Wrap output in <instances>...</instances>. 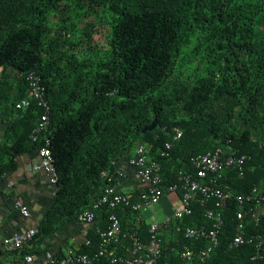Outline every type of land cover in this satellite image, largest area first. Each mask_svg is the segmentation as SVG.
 I'll return each instance as SVG.
<instances>
[{
	"label": "trees",
	"instance_id": "trees-1",
	"mask_svg": "<svg viewBox=\"0 0 264 264\" xmlns=\"http://www.w3.org/2000/svg\"><path fill=\"white\" fill-rule=\"evenodd\" d=\"M76 10L96 16L90 28L107 25V48L95 42L92 29L72 26ZM0 67V101L18 114V137L34 148L49 137L57 170V192L32 242L77 220L142 143L159 160L168 184L192 155L230 143L251 155L243 177L224 171L230 186L241 193L264 185V0H0ZM33 70L42 76L51 106L49 127L37 141L30 135L42 108L35 100L17 107L28 96L26 75ZM154 120V130L141 134ZM235 121L245 129L230 128ZM174 127L183 129L179 140L173 139ZM167 141L170 156L161 157ZM234 208L231 203L224 209L220 245L204 264L248 262L251 245L228 248ZM112 211H97L80 251H98L97 226L106 227ZM115 212L123 230L138 229L148 240L149 225L139 212ZM186 222L208 219L196 205ZM125 246L110 251L124 254ZM169 253L161 260L180 263ZM3 254L0 249V264Z\"/></svg>",
	"mask_w": 264,
	"mask_h": 264
},
{
	"label": "built area",
	"instance_id": "built-area-1",
	"mask_svg": "<svg viewBox=\"0 0 264 264\" xmlns=\"http://www.w3.org/2000/svg\"><path fill=\"white\" fill-rule=\"evenodd\" d=\"M3 68L0 67V74ZM29 85L28 96L17 103L18 108L29 106L32 100L42 108V114L31 132V139L37 141L50 124L51 106L45 96L42 76L36 70L26 75ZM183 129L173 128V139L179 140ZM230 142V140L228 141ZM50 138L46 137L39 152L44 159V167L53 184L57 183V170L50 149ZM172 142L167 141L159 150L161 157H169ZM251 160L248 153H239L230 143L218 146L206 152L194 154L188 166L177 171L176 182L167 183L162 175L161 164L152 158L150 147L146 143L134 149L128 163L134 169V177L139 182L136 198L133 192L123 191L118 187L119 180L125 177L124 171L118 170L116 176H110L100 195L91 206L77 216V221L88 227L98 221L97 211L103 207L114 209L107 217L106 227L97 226L101 243L97 252L89 254L80 251V247L70 249L60 258L52 256L38 264H192L197 259L199 264L206 263L220 245V232L225 224L224 209L234 203V234L228 243L229 249L251 245L253 252L246 264H264V231L260 229L264 217V185L253 186L249 191L237 193L231 186V178L224 171L234 170L240 177L245 175L246 164ZM13 183L9 182V186ZM57 188L54 190V195ZM176 194L179 206L162 220L153 217L148 221V240H144L138 229L123 230L116 209L129 210L140 214L170 195ZM203 209L208 223L194 225L186 222L195 214V206ZM14 206L20 213L29 217L31 210L22 199L17 198ZM1 222V211H0ZM39 228L31 225L2 238L3 251L13 256L10 264H37L35 254L25 253L31 247ZM189 240L192 244L186 243ZM175 242V243H173ZM85 245H89L87 240ZM120 244H125L126 253L117 254L110 251ZM177 256L180 263L161 259L165 253ZM169 253V254H170ZM167 255V254H166Z\"/></svg>",
	"mask_w": 264,
	"mask_h": 264
},
{
	"label": "crops",
	"instance_id": "crops-1",
	"mask_svg": "<svg viewBox=\"0 0 264 264\" xmlns=\"http://www.w3.org/2000/svg\"><path fill=\"white\" fill-rule=\"evenodd\" d=\"M8 103L0 101V249L2 238L28 226L37 225L49 212L54 198L56 185L50 180V175L44 167V159L39 147L24 143L18 137L22 130V122L18 114H13ZM13 164V167H10ZM125 177L119 180L118 187L123 191L133 192L139 186L134 177V169L129 163H124L119 169ZM9 182L13 185L9 186ZM17 198H22L30 207L31 215L23 216L14 206ZM179 206L176 194L164 197L161 202L148 211L140 214L146 222L153 217L162 220ZM133 222L138 225L140 219ZM136 220V221H135ZM87 225L77 220L69 222L53 235L45 239H36L31 243L35 251L37 264L70 249L79 248L87 233ZM3 261L10 264L13 256L3 251Z\"/></svg>",
	"mask_w": 264,
	"mask_h": 264
},
{
	"label": "rangeland",
	"instance_id": "rangeland-1",
	"mask_svg": "<svg viewBox=\"0 0 264 264\" xmlns=\"http://www.w3.org/2000/svg\"><path fill=\"white\" fill-rule=\"evenodd\" d=\"M72 26H77L85 30L92 29V35L94 37V40L97 44H99L101 47L107 48V41H108V27L104 23H93V26L88 25L89 23L96 21V16L94 15H86L81 13L79 10L74 11L72 14V17L70 19ZM71 26V25H70ZM193 68H189V71H193ZM238 127L240 130L245 129V124L241 122V124L237 123V121L233 122L229 127Z\"/></svg>",
	"mask_w": 264,
	"mask_h": 264
},
{
	"label": "water",
	"instance_id": "water-1",
	"mask_svg": "<svg viewBox=\"0 0 264 264\" xmlns=\"http://www.w3.org/2000/svg\"><path fill=\"white\" fill-rule=\"evenodd\" d=\"M155 126H156V121L154 120L151 123V125L143 127V129L141 130V134H144L146 131H152V130H154Z\"/></svg>",
	"mask_w": 264,
	"mask_h": 264
}]
</instances>
